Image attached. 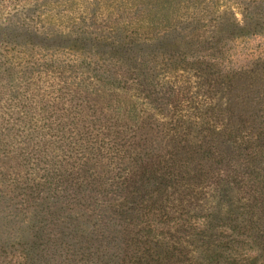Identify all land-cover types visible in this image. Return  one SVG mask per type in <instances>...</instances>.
<instances>
[{
    "label": "rangeland",
    "instance_id": "rangeland-1",
    "mask_svg": "<svg viewBox=\"0 0 264 264\" xmlns=\"http://www.w3.org/2000/svg\"><path fill=\"white\" fill-rule=\"evenodd\" d=\"M0 264H264V0H0Z\"/></svg>",
    "mask_w": 264,
    "mask_h": 264
}]
</instances>
